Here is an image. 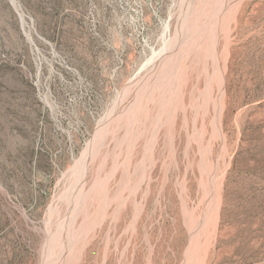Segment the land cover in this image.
Instances as JSON below:
<instances>
[{
    "label": "rangeland",
    "instance_id": "1",
    "mask_svg": "<svg viewBox=\"0 0 264 264\" xmlns=\"http://www.w3.org/2000/svg\"><path fill=\"white\" fill-rule=\"evenodd\" d=\"M202 256L264 264V0H0V264Z\"/></svg>",
    "mask_w": 264,
    "mask_h": 264
},
{
    "label": "bare ground",
    "instance_id": "2",
    "mask_svg": "<svg viewBox=\"0 0 264 264\" xmlns=\"http://www.w3.org/2000/svg\"><path fill=\"white\" fill-rule=\"evenodd\" d=\"M238 2H239V1H238ZM190 3H191V2H190ZM236 4H237V3H236ZM220 5H221V4H220ZM190 6H191V5H190ZM231 6H232V5H231ZM235 6H236V8H237V5H235ZM235 6H234V7H235ZM222 7H223V6H222ZM238 7H239V6H238ZM192 9H193V8H192ZM223 9H224V7H223ZM228 10H229V9H228ZM236 10H238V9H235V11H236ZM233 11H234V10H233ZM229 12H230V10H229ZM221 13H222V12H221ZM233 13H234V12H233ZM218 15H219V14H218ZM222 15H223V14H222ZM235 15H236V14H235ZM235 15H234V16H235ZM227 16H228V15H227ZM184 17H186V16H184ZM229 18H230V17H229ZM227 19H228V18H227ZM231 19H232V17H231ZM216 20H217V17H216ZM225 20H226V18H225ZM231 21H232V20H231ZM209 24H210V23H209ZM221 24H222V23H221ZM225 24H226V23H224V26H225ZM229 24H230V22H229ZM186 25H187V24H186ZM215 25H216V24H215ZM204 26H205V24H204ZM184 27H185V26H184ZM206 27H207V26H206ZM208 27H209V26H208ZM210 27H211V26H210ZM222 28H223V26H222ZM179 29H180V28H179ZM229 29H230V27H229ZM232 29H233V28H232ZM184 31H185V29H184ZM228 31H229V30H228ZM210 32H211V31H210ZM224 32H225V31H224ZM225 33H226V32H225ZM184 34H185V33H184ZM199 34H200V33H199ZM217 34H218V33H217ZM217 34H216V35H217ZM203 35H204V34H203ZM225 35H227V34H225ZM178 36H179V35H178ZM201 36H202V35H201ZM202 37H203V36H202ZM226 38H227V37H226ZM201 39H202V38H201ZM201 39L198 40V41H201ZM178 40H179V39H178ZM179 41H180V40H179ZM186 41H187V40H186ZM212 41H215V40H212ZM176 42H177V41H176ZM182 42H183V41H182ZM182 42H181V45H182ZM199 43H200V42H199ZM179 45H180V44H179ZM194 45H195V44H194ZM170 48H171V47H170ZM182 48H183V47H182ZM173 49H174V48H173ZM164 50H165V49H164ZM190 50H191V49H190ZM171 51H172V50H170L169 52H171ZM161 52H162V51H161ZM167 52H168V51H167ZM167 52H166V53H167ZM169 52H168V53H169ZM169 54H170V53H169ZM208 54H209V53H208ZM214 54H215V53H214ZM217 54H218V53H217ZM223 54H224V53H223ZM221 55H222V53H221ZM170 56H171V55H170ZM175 57H176V56H175ZM213 57H215V56H213ZM220 57H221V56H220ZM164 58H165V57H164ZM215 58H217V56H216ZM222 58H223V56H222ZM222 58H221V59H222ZM175 59H176V58H175ZM215 60H216V59H215ZM176 61H177V60H176ZM161 62H162V61H161ZM163 62L165 63L166 60L163 61ZM218 62H219V61H218ZM162 64H163V63H162ZM162 64H161V66H162ZM218 64H219V63H218ZM222 64H223V63H222ZM169 65H170V64H169ZM158 66H159V65H158ZM219 66H220V65H219ZM156 67H157V66H156ZM156 67H155V69H156ZM168 67H169V66H168ZM160 68L162 69V67H160ZM216 68H217V67H216ZM218 68H219V67H218ZM149 69H150V68H149ZM170 70H171V69H170ZM217 70H218V69H217ZM220 70H221V69H220ZM149 71L151 72V69H150ZM156 71H157V70H156ZM218 71H219V70H218ZM152 72H153V71H152ZM222 72H223V71H222ZM222 72H221V73H222ZM147 73H148V72H147ZM148 74H149V73H148ZM218 74H219V73H218ZM154 75H155V74H154ZM161 75H162V74H161ZM166 75H167V74H166ZM145 77H146V75H145ZM147 77H148V75H147ZM153 77H154V76H153ZM164 77H165V76H164ZM221 77H222V75H221ZM150 78H151V77H150ZM160 78H161V77H160ZM217 78H218V77H217ZM162 79H163V78H162ZM174 79H175V78H174ZM219 79H220V78H219ZM222 79H223V78H222ZM217 81H218V80H217ZM218 82H219V81H218ZM220 82H221V81H220ZM221 84H222V83H221ZM158 86H159V85H158ZM162 87H163V86H162ZM164 87H165V86H164ZM144 88H145V86H144ZM140 89H141V88H140ZM164 90H165V89H164ZM147 95H148V94H147ZM138 97H139V96H138ZM219 102H220V101H219ZM130 103H132V102H130ZM220 103H221V102H220ZM217 105H218V104H217ZM217 107H218V106H217ZM218 108H219V107H218ZM135 111H136V110H135ZM215 111H216V110H215ZM134 113H135V112H134ZM118 114H119V113H118ZM120 115H121V114H120ZM112 116H113V115H112ZM220 117H221V116H220ZM114 119H115V118H114ZM221 120H222V119H221ZM175 121H176V120H175ZM221 122H222V121H221ZM219 123H220V122H219ZM219 125H220V124H219ZM108 127H109V126H108ZM108 130H109V129H108ZM155 138H156V137H155ZM175 156H176V155H175ZM121 177H122V176H121ZM122 180H123V179H122ZM217 182H218V181H217ZM220 183H221V182H220ZM218 186H220V184H219ZM216 188H217V187H216ZM80 189H81V188H80ZM218 189H219V188H218ZM219 190H220V189H219ZM215 191H216V190H215ZM217 191H218V190H217ZM101 192H102V191H101ZM78 193H79V192H78ZM77 195H78V194H76V196H77ZM79 195H80V194H79ZM74 196H75V195H74ZM212 196H213V194H212ZM76 198H77V197H76ZM85 198H86V197H85ZM88 198H89V197H88ZM107 198H108V196H107ZM107 198H106V199H107ZM106 199H105V201H106ZM108 199H109V198H108ZM75 200H76V199H75ZM110 200H111V199H110ZM215 200H217L216 197H215ZM217 201H218V200H217ZM215 203H216V201H215ZM219 203H220V202H219ZM219 203H217V204H219ZM122 204H123V203H122ZM217 204L213 206L214 214H215L214 217L217 216V211H218V210H216V209H217ZM82 205H83V203H82ZM219 205H220V204H219ZM218 207H219V206H218ZM213 209H212V210H213ZM219 211H220V210H219ZM212 212H213V211H212ZM98 217H99V216H98ZM212 217H213V216H212ZM208 220H209V219H208ZM211 220H212V219H211ZM213 220H214V218H213ZM215 220H217V217H216ZM215 223H216V222H215ZM68 225H69V224H68ZM67 227H68V226H67ZM212 231H213V230H212ZM60 232H61V231H60ZM214 233H215V232H214ZM212 234H213V233H212ZM208 237H209V236H208ZM213 237H214V236H213ZM208 239H210V238H208ZM207 242H208V241H207ZM209 243H210V242H209ZM211 243H212V242H211ZM212 244H213V243H212ZM204 247H205V246H204ZM204 247H203V248H204ZM207 247H208V246H206L205 248L207 249ZM207 250H208V249H207ZM204 251H205V250H204ZM201 252H203V251H201ZM206 253H208V252H206ZM203 254H204V252H203ZM203 254H202V255H203ZM206 255H207V254H206ZM204 256H205V255H204ZM199 258H200V256H199ZM202 258H203V256H202ZM202 258H201V259H202ZM203 259H204V258H203ZM205 259H206V256H205ZM205 259H204V260H205ZM204 260H203V261H204ZM203 261H200V262H203ZM198 262H199V260H198ZM204 263H206V260L203 262V264H204Z\"/></svg>",
    "mask_w": 264,
    "mask_h": 264
}]
</instances>
